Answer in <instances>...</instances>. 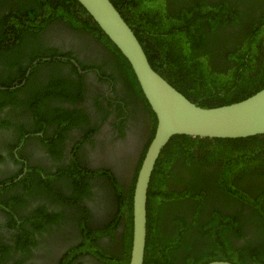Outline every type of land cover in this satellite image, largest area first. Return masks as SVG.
<instances>
[{"label": "trees", "instance_id": "trees-1", "mask_svg": "<svg viewBox=\"0 0 264 264\" xmlns=\"http://www.w3.org/2000/svg\"><path fill=\"white\" fill-rule=\"evenodd\" d=\"M110 1L151 67L197 106L232 104L264 89V0ZM56 20L90 32L116 52L133 93L150 113L152 134L145 153L156 118L126 59L76 0H0V66H13L16 42L24 49L30 45L29 32ZM20 69L24 73L26 67ZM133 191L132 185L125 197L117 189V198L124 200L114 214L116 220L127 209L130 242ZM258 226L263 231L256 235ZM146 229L143 264H264V134L173 136L150 179ZM128 259L129 253L124 264Z\"/></svg>", "mask_w": 264, "mask_h": 264}, {"label": "flooded vegetation", "instance_id": "flooded-vegetation-1", "mask_svg": "<svg viewBox=\"0 0 264 264\" xmlns=\"http://www.w3.org/2000/svg\"><path fill=\"white\" fill-rule=\"evenodd\" d=\"M28 35L0 66V264H124L116 191L135 185L149 110L95 35L60 20Z\"/></svg>", "mask_w": 264, "mask_h": 264}, {"label": "water", "instance_id": "water-1", "mask_svg": "<svg viewBox=\"0 0 264 264\" xmlns=\"http://www.w3.org/2000/svg\"><path fill=\"white\" fill-rule=\"evenodd\" d=\"M76 2L126 59L156 118L155 132L138 169L132 200V235L128 264H143L147 232V192L163 148L177 135L239 139L264 134V89L239 102L201 108L189 101L151 67L133 30L110 0ZM206 264L234 263L217 260Z\"/></svg>", "mask_w": 264, "mask_h": 264}]
</instances>
